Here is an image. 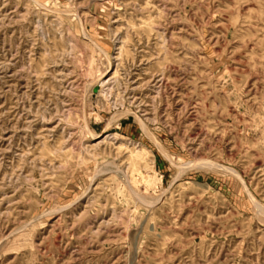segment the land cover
I'll return each instance as SVG.
<instances>
[{"label": "rangeland", "instance_id": "374dc122", "mask_svg": "<svg viewBox=\"0 0 264 264\" xmlns=\"http://www.w3.org/2000/svg\"><path fill=\"white\" fill-rule=\"evenodd\" d=\"M0 264H264V0H0Z\"/></svg>", "mask_w": 264, "mask_h": 264}]
</instances>
